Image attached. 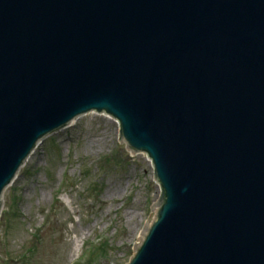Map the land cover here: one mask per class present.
Instances as JSON below:
<instances>
[{"label":"water","instance_id":"obj_1","mask_svg":"<svg viewBox=\"0 0 264 264\" xmlns=\"http://www.w3.org/2000/svg\"><path fill=\"white\" fill-rule=\"evenodd\" d=\"M90 113L161 188L128 264H264V0H0V215Z\"/></svg>","mask_w":264,"mask_h":264},{"label":"rangeland","instance_id":"obj_2","mask_svg":"<svg viewBox=\"0 0 264 264\" xmlns=\"http://www.w3.org/2000/svg\"><path fill=\"white\" fill-rule=\"evenodd\" d=\"M120 141L116 120L90 113L36 149L5 193L0 264L129 262L161 188Z\"/></svg>","mask_w":264,"mask_h":264},{"label":"trees","instance_id":"obj_3","mask_svg":"<svg viewBox=\"0 0 264 264\" xmlns=\"http://www.w3.org/2000/svg\"><path fill=\"white\" fill-rule=\"evenodd\" d=\"M107 246V244H102V247H106Z\"/></svg>","mask_w":264,"mask_h":264}]
</instances>
